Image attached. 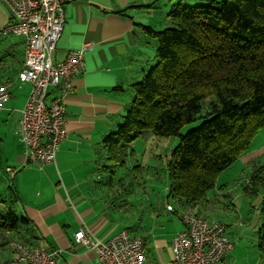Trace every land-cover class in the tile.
Masks as SVG:
<instances>
[{
  "label": "trees",
  "instance_id": "16d2710c",
  "mask_svg": "<svg viewBox=\"0 0 264 264\" xmlns=\"http://www.w3.org/2000/svg\"><path fill=\"white\" fill-rule=\"evenodd\" d=\"M167 23L163 30L141 25L143 34L157 42V63L131 86L133 98L123 121L104 139L108 158L102 170L108 176L100 181L110 204L120 203L124 230L144 241L146 256L161 205L153 201L150 207L131 206L134 200L127 191L119 193L122 183L115 170H123L135 157L136 141L147 132L180 137L167 164L168 198L162 207L166 205L171 213L167 210L171 199L184 208V214L203 218L201 211L221 174L249 152L264 130V0L196 6L180 2L171 8ZM24 55V40L0 29V86L18 80ZM202 118L199 127L182 134L186 125ZM133 173L141 174L142 166H134ZM260 193L264 216V164L253 167L243 189L248 196ZM4 210L0 237L8 244L17 240L39 247L26 238L28 220L18 216L14 207ZM147 216L153 217V224L144 222Z\"/></svg>",
  "mask_w": 264,
  "mask_h": 264
},
{
  "label": "crops",
  "instance_id": "0c3cea01",
  "mask_svg": "<svg viewBox=\"0 0 264 264\" xmlns=\"http://www.w3.org/2000/svg\"><path fill=\"white\" fill-rule=\"evenodd\" d=\"M212 1L215 0H76L67 3L65 29L53 60H62L69 51L85 46L91 49L85 55V70L73 79L74 92L65 100L67 139L57 152L56 163L43 169L35 161H27L25 145L17 134L32 85L16 79L11 82L10 99L0 113L2 208L14 207L18 216L28 220L24 232L26 238H32V243L47 251H60L58 264H101L95 251L76 242L75 233L84 229L98 238L108 239L125 228L120 203L110 204L100 181L104 176L102 165L108 158L104 139L117 131L133 98L131 86L141 81L152 63L151 38L143 34L142 20L138 17L143 12L158 14L161 9L167 22L171 8L180 2L196 6ZM6 9L0 6L1 28L10 21L7 6ZM55 95L56 90L50 88L47 102ZM258 137L238 161L252 169L264 164V130L262 139ZM9 167L17 170L13 177L7 172ZM154 229L155 223L152 231ZM150 243L144 264L171 261L172 241L168 244L154 235ZM166 246L168 251H165ZM234 250L226 256V264ZM12 259L8 241L3 238L0 264Z\"/></svg>",
  "mask_w": 264,
  "mask_h": 264
},
{
  "label": "built area",
  "instance_id": "2783aa9c",
  "mask_svg": "<svg viewBox=\"0 0 264 264\" xmlns=\"http://www.w3.org/2000/svg\"><path fill=\"white\" fill-rule=\"evenodd\" d=\"M76 0H0L10 12V21L2 32L22 38L25 43L24 66L18 82L30 83L32 91L21 112L17 134L25 145L27 161H35L41 169L53 165L57 152L67 139L66 98L74 92L73 79L86 67L85 55L91 46L69 51L62 60L53 54L65 29V6ZM12 83L0 86V113L10 99ZM56 95L50 102L49 89ZM13 177L17 170L7 168ZM167 210L174 212L172 205ZM186 229L172 241L173 256L165 264H226V256L234 250L227 227L193 213L182 217ZM242 226V223L239 224ZM78 244L97 253L101 264H144L147 261L142 239L120 230L108 239L96 237L84 229L75 233ZM13 259L4 264H58L60 251H47L17 240L8 244Z\"/></svg>",
  "mask_w": 264,
  "mask_h": 264
},
{
  "label": "rangeland",
  "instance_id": "374dc122",
  "mask_svg": "<svg viewBox=\"0 0 264 264\" xmlns=\"http://www.w3.org/2000/svg\"><path fill=\"white\" fill-rule=\"evenodd\" d=\"M178 1V0H177ZM218 2L225 0H215ZM141 3V1H139ZM1 8L5 11L6 6L0 3ZM149 11V9H147ZM145 13L138 17L142 20L144 26H154L157 30H163L168 27L166 14ZM1 14V12H0ZM166 22V23H165ZM4 28V27H3ZM1 23H0V29ZM150 54L152 63L148 69L157 63L156 51L157 42L151 39ZM147 69V70H148ZM146 70V71H147ZM142 80V79H141ZM202 119L186 125L182 129V134H186L192 129L199 127ZM261 137V133L258 135ZM257 136V137H258ZM259 138V137H258ZM264 142V140L262 139ZM180 137L162 138L147 132L142 138L135 143L133 151L135 157L128 161L127 167L117 169L118 181L123 184L118 186L119 193L123 194L125 190L131 196V206L150 207L153 204L160 206L162 210L159 218L155 221L154 235L156 238L165 240L168 244L172 238L183 230L182 217L185 210L176 201L170 199L176 214L168 213L162 207L168 198L167 182V164L170 160L172 150L179 144ZM140 164L142 173L136 175L133 173V167ZM251 166H244L241 162L234 164L219 177L218 187L208 195V201L201 211L203 218L211 222H221L227 227L229 238L232 240L235 250L230 255L228 264H264V216L262 209V193L256 196L243 194L246 186V180L251 175ZM104 176L108 174L104 173ZM120 184V183H119ZM118 185V182H117ZM126 185V186H124ZM116 191V190H115ZM114 192V191H113ZM148 200V202H146ZM200 209V208H199ZM0 213L4 214V208L0 207ZM144 222L153 224V217L144 219ZM242 223V226L239 224ZM3 240L0 237V241ZM151 247L152 244L150 243ZM172 246V243H171ZM172 248V247H171ZM165 251H168L167 246Z\"/></svg>",
  "mask_w": 264,
  "mask_h": 264
}]
</instances>
